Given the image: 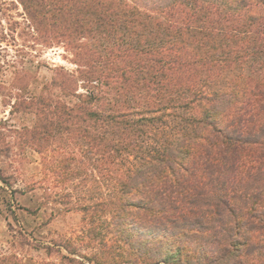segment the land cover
<instances>
[{"label":"trees","instance_id":"trees-1","mask_svg":"<svg viewBox=\"0 0 264 264\" xmlns=\"http://www.w3.org/2000/svg\"><path fill=\"white\" fill-rule=\"evenodd\" d=\"M17 1L77 66L51 80L73 104L24 102L40 114L26 139L51 136L54 116L110 168V198L95 205L109 224L78 236L89 263L181 264L182 248L162 257L154 244L215 231L228 252L239 229L264 231V0ZM95 206L79 209L94 220Z\"/></svg>","mask_w":264,"mask_h":264},{"label":"rangeland","instance_id":"rangeland-1","mask_svg":"<svg viewBox=\"0 0 264 264\" xmlns=\"http://www.w3.org/2000/svg\"><path fill=\"white\" fill-rule=\"evenodd\" d=\"M76 70L63 44H45L34 33L17 0H0V264H68L63 257L69 256V243L77 247L72 258L88 264L93 250L80 247L78 236L88 224H109L110 215L95 206L106 203L111 194L112 176L106 161L99 164L76 139L79 132H64L53 115L55 127L48 128L51 136L33 141L24 132L40 116L25 103L49 99L53 108L61 101L75 102L51 85V80ZM151 133L156 136L155 131ZM71 158L79 161L66 168L71 169L69 175L64 174L66 169H60ZM88 205L95 206L89 212L94 220L86 219L87 214L79 209ZM214 225L220 230L219 224ZM179 232L175 231L172 242L163 239L154 244L160 248L159 256L165 257L168 247H180L181 264H264V231L249 234L239 229V244L232 249L226 240L228 252L219 253L215 231L210 236L189 232L185 237ZM224 236L220 232L218 238Z\"/></svg>","mask_w":264,"mask_h":264}]
</instances>
